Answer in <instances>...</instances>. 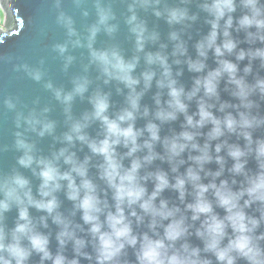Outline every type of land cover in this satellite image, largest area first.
<instances>
[{
  "label": "clouds",
  "instance_id": "clouds-1",
  "mask_svg": "<svg viewBox=\"0 0 264 264\" xmlns=\"http://www.w3.org/2000/svg\"><path fill=\"white\" fill-rule=\"evenodd\" d=\"M41 6L67 83L7 60L47 98L0 94V264H264V0Z\"/></svg>",
  "mask_w": 264,
  "mask_h": 264
},
{
  "label": "water",
  "instance_id": "water-1",
  "mask_svg": "<svg viewBox=\"0 0 264 264\" xmlns=\"http://www.w3.org/2000/svg\"><path fill=\"white\" fill-rule=\"evenodd\" d=\"M66 10L73 12L70 6ZM0 11L4 20L3 29H0V36L4 39V43L0 44V94H21L25 101L36 95L46 99L47 94L42 92L39 85L23 78L22 74L13 73L7 60L14 57L35 64L41 56H46L49 74L58 82L66 84V79L58 72L59 62L50 52L51 44L63 39L62 31L55 27L52 14L41 6V0H0ZM75 18L79 27L78 13ZM21 22L24 24L23 29L19 27ZM42 24L48 25L47 36L43 38L38 35ZM10 129V116L7 121L0 116V143L10 141ZM11 163V154L6 159H0V165Z\"/></svg>",
  "mask_w": 264,
  "mask_h": 264
},
{
  "label": "rangeland",
  "instance_id": "rangeland-1",
  "mask_svg": "<svg viewBox=\"0 0 264 264\" xmlns=\"http://www.w3.org/2000/svg\"><path fill=\"white\" fill-rule=\"evenodd\" d=\"M3 14L1 13V11H0V29L2 30L3 29V26H2V24H3Z\"/></svg>",
  "mask_w": 264,
  "mask_h": 264
}]
</instances>
